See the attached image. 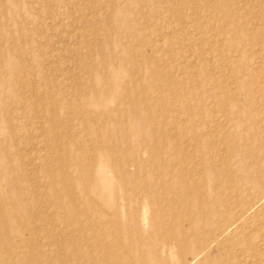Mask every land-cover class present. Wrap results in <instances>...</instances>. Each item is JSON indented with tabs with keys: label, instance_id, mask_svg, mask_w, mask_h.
I'll use <instances>...</instances> for the list:
<instances>
[{
	"label": "rangeland",
	"instance_id": "1",
	"mask_svg": "<svg viewBox=\"0 0 264 264\" xmlns=\"http://www.w3.org/2000/svg\"><path fill=\"white\" fill-rule=\"evenodd\" d=\"M0 166L10 264H264V0H0Z\"/></svg>",
	"mask_w": 264,
	"mask_h": 264
},
{
	"label": "bare ground",
	"instance_id": "2",
	"mask_svg": "<svg viewBox=\"0 0 264 264\" xmlns=\"http://www.w3.org/2000/svg\"><path fill=\"white\" fill-rule=\"evenodd\" d=\"M91 129L95 130L97 128L95 126H92ZM62 166H66V161H64L62 163ZM79 167L81 168V166H79ZM1 170H2V168L0 166V172H1ZM90 176L93 179L94 188H95V190H93V189L91 190V194L95 195L96 198H98V196H99L100 200L107 202V199L104 200V198L106 197V192L108 194V197L112 196L111 185L113 183V180L110 177H108L107 175H104L103 166H102V170H101V166H100V168L97 171V173H96V171H92ZM103 182H107L108 183V188L105 189L104 194L98 192V188L101 185V183H103ZM166 186L167 185L163 184L162 187L163 188L165 187V189H167ZM19 188L23 189V187H20V185H19ZM149 188L150 189L154 188V184L149 186ZM18 191H19V189H18ZM143 192H144V190H143ZM10 197H11L10 199L14 201V204L17 205L18 201L24 198V195L22 193H20V192H16L15 194L12 193ZM155 198L153 199L154 202L155 201L159 202L161 200L157 196H155ZM0 199H1V196H0ZM161 201H162V207L165 210H167L168 209L167 205H168L169 202L166 201V200H161ZM203 210H204V208H203ZM19 213L20 212H19L18 208L16 207V210L14 211L13 216H16V215L19 216L20 215ZM152 217L156 218V219L157 218L161 219V217H159V215L156 212H154L152 214ZM11 218H12V216H11ZM206 220H208V218H206ZM209 228L214 229V226H206V229H209ZM196 230H198V229H196ZM120 232H122V231L120 230ZM120 232L118 231V233H120ZM201 233H205V232L201 231ZM116 236L118 237L119 235L116 233ZM87 238L90 239L89 237H87ZM96 239H97L98 243L102 241L101 237H96ZM81 240L83 241V243L79 242L80 239L69 238L65 242L63 248L60 249V250L58 249V252H60L59 254H56L54 256H50L49 258H47L44 261H42L41 256H39V257H30L27 254H24L22 259L24 261H35V264H94L93 260L88 259L87 257H85V255H87V254H86L85 248L83 249V245L87 244V243H84V239H81ZM27 242L30 243L31 247H33V242H31V240H28ZM77 245H79V247H78V249H77V251L75 253V257L71 258V259L70 258L68 259L66 252L72 247L74 249H76ZM137 248L138 247L136 245L132 244L131 242H128V241H125L123 243L121 242L122 251H129V252H131V254L127 258L126 257L123 258V259L121 258L120 259V263H123V264H145L143 252H142L141 249L139 251ZM95 252L98 253L99 258H100V262L98 264H115L116 262H118V259L116 257H114L113 259L109 258L108 249L105 246L98 247L97 249H95ZM133 253H134V256H132ZM112 260H113V263H111ZM0 264H10V263L8 262L7 259L0 258Z\"/></svg>",
	"mask_w": 264,
	"mask_h": 264
}]
</instances>
